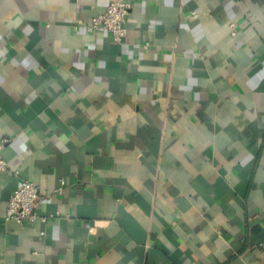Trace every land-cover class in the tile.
I'll return each mask as SVG.
<instances>
[{
    "label": "crops",
    "instance_id": "obj_1",
    "mask_svg": "<svg viewBox=\"0 0 264 264\" xmlns=\"http://www.w3.org/2000/svg\"><path fill=\"white\" fill-rule=\"evenodd\" d=\"M128 1L0 0V264H264V0Z\"/></svg>",
    "mask_w": 264,
    "mask_h": 264
},
{
    "label": "built area",
    "instance_id": "obj_2",
    "mask_svg": "<svg viewBox=\"0 0 264 264\" xmlns=\"http://www.w3.org/2000/svg\"><path fill=\"white\" fill-rule=\"evenodd\" d=\"M108 5L105 12L92 17L90 30H98L101 26L105 28L114 42H123L128 33V14L131 9V3L128 0H107ZM194 17L197 16L193 11ZM6 140L0 143V173L10 168L8 161L3 156V147ZM18 173V170L16 171ZM59 187L58 190H61ZM40 187L37 183L29 179H23L19 187L14 190L10 196L8 206L5 212L6 221H16L19 223H35L40 220L48 222L54 217L60 216V212L39 214L38 209L44 199ZM264 251V245L262 247Z\"/></svg>",
    "mask_w": 264,
    "mask_h": 264
}]
</instances>
